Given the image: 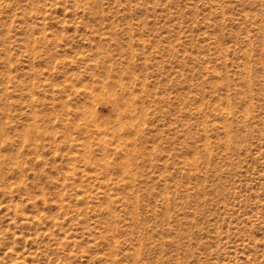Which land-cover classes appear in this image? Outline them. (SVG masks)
<instances>
[{"label":"rangeland","instance_id":"1","mask_svg":"<svg viewBox=\"0 0 264 264\" xmlns=\"http://www.w3.org/2000/svg\"><path fill=\"white\" fill-rule=\"evenodd\" d=\"M0 264H264V0H0Z\"/></svg>","mask_w":264,"mask_h":264}]
</instances>
